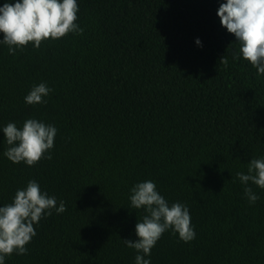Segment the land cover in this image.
Segmentation results:
<instances>
[{"label":"trees","instance_id":"obj_1","mask_svg":"<svg viewBox=\"0 0 264 264\" xmlns=\"http://www.w3.org/2000/svg\"><path fill=\"white\" fill-rule=\"evenodd\" d=\"M225 2L77 0L82 34L16 55L0 44V206L31 179L66 205L5 264H135L123 239H137L147 214L129 199L145 180L187 205L196 233L185 243L166 230L150 264H264V189L249 182L250 204L236 176L264 157V74L233 60L239 44L217 15ZM42 82L47 102L25 103ZM29 118L57 128L52 159L32 166L4 155L2 131Z\"/></svg>","mask_w":264,"mask_h":264},{"label":"clouds","instance_id":"obj_2","mask_svg":"<svg viewBox=\"0 0 264 264\" xmlns=\"http://www.w3.org/2000/svg\"><path fill=\"white\" fill-rule=\"evenodd\" d=\"M77 0H15L0 6V33L3 39L0 44L8 46L10 55L23 50L29 43L39 48L48 39H60L68 33L82 34L83 29L76 23L78 12ZM217 15L220 23L233 34L239 44V55L234 51L233 60L242 56L264 74V0H226L221 3ZM202 46L199 38L195 40ZM225 66L226 56L220 58ZM52 92L46 83L33 86L24 97L29 105L43 104V99ZM9 145L4 155L13 163L24 162L35 165L41 159H52L51 149L57 128L34 118L26 119L21 128L15 122H9L2 129ZM236 176L245 185L244 193L250 204H254L259 196L253 192L249 182L264 189V157L249 160L247 174L237 172ZM132 209H141L147 213L135 225L137 239H123V243L137 251L135 264H150L146 256L161 238L171 229L178 233L179 239L185 243L195 239L196 233L191 224V216L186 204L168 201L157 191L156 184L145 180L130 189ZM66 211L63 200L49 196L42 191L35 179L27 182L23 189H17L13 201L0 206V264H5V257L13 253L26 255V245L36 235L34 224L52 214Z\"/></svg>","mask_w":264,"mask_h":264}]
</instances>
